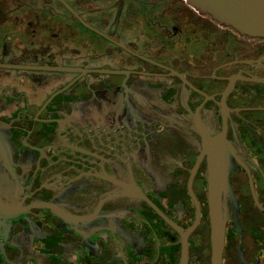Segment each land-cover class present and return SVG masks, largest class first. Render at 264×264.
<instances>
[{
	"label": "flooded vegetation",
	"instance_id": "obj_1",
	"mask_svg": "<svg viewBox=\"0 0 264 264\" xmlns=\"http://www.w3.org/2000/svg\"><path fill=\"white\" fill-rule=\"evenodd\" d=\"M0 125L28 210L0 264H264V36L188 0H0Z\"/></svg>",
	"mask_w": 264,
	"mask_h": 264
},
{
	"label": "water",
	"instance_id": "obj_2",
	"mask_svg": "<svg viewBox=\"0 0 264 264\" xmlns=\"http://www.w3.org/2000/svg\"><path fill=\"white\" fill-rule=\"evenodd\" d=\"M188 2L243 33L264 36V0H188ZM12 147L10 134L0 125V248L10 238L16 220L28 214L24 207V198H21L24 184L22 178L18 179L16 174ZM214 193H217V190H213L212 195ZM212 209L216 235H223L224 220L221 206L213 204Z\"/></svg>",
	"mask_w": 264,
	"mask_h": 264
}]
</instances>
